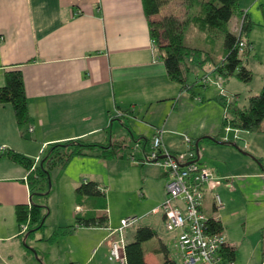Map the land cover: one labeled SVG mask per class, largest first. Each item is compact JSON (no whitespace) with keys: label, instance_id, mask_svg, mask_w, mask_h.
<instances>
[{"label":"crops","instance_id":"crops-1","mask_svg":"<svg viewBox=\"0 0 264 264\" xmlns=\"http://www.w3.org/2000/svg\"><path fill=\"white\" fill-rule=\"evenodd\" d=\"M244 14L252 22L248 42L253 50L247 63L252 82L255 70L263 72L262 88L244 90L249 99L264 87V0L240 1L235 33H240ZM215 56L221 60L222 51ZM210 67L205 66L207 70ZM11 68L22 71L30 124L20 128L13 107L0 104V149H5L4 155L0 154V264H115L109 259L111 244L117 239L114 232L130 217L138 222L125 230L128 243L135 241L141 227L156 233L143 244L146 264H163L166 254L183 264L178 233L168 232L163 214L154 212L166 200L167 178L154 164L150 165L158 172L151 177L146 171L150 172L149 164L140 162L157 131H162L165 148L174 154L190 149L187 138L194 143L207 140L198 143L199 163L222 180L231 181L218 189L224 206L216 215L228 245L236 251L234 264L248 245L263 262L264 133L239 134V139L246 141L245 153L221 140L226 129L218 85L211 93L213 83H198L203 72L195 65L192 91L183 90L169 78L151 34L146 0H0V88ZM211 77L221 80L223 87L227 85L228 95L240 97L235 91L239 86H231V79L237 84L238 79L225 82ZM197 84L204 97L195 93ZM207 93H211L208 101ZM121 132L124 136L119 137ZM73 140L103 145L123 141L128 147L122 158L80 157L64 171L54 170L52 178L58 188L51 199L60 216L52 221L50 231L45 220V228L25 236L16 210L30 203L28 172L5 154L15 151L38 161L49 146ZM136 142L144 145V151L134 153L139 163L130 160ZM207 150L224 157L221 161L208 159ZM148 181L158 192L147 188ZM88 182L97 183L104 191L108 188L105 202L78 196L77 189ZM114 191L122 194L119 204L123 201L127 208L132 207V215L117 214ZM102 210H108V227L80 225L50 242L57 229L74 225L76 214L82 212V217L90 218ZM48 212L44 214L51 216L52 209ZM204 212L208 217L215 215L211 195L205 199ZM170 243H174L180 262L173 259Z\"/></svg>","mask_w":264,"mask_h":264},{"label":"trees","instance_id":"trees-1","mask_svg":"<svg viewBox=\"0 0 264 264\" xmlns=\"http://www.w3.org/2000/svg\"><path fill=\"white\" fill-rule=\"evenodd\" d=\"M240 1L146 0L151 34L164 61L168 76L172 81L182 85L183 90L192 91L196 85L195 83L191 86L188 84L192 73V65L199 67L203 72L200 83L205 78H212L211 76L224 80L236 78L244 84L252 82L253 73L247 66L253 50L252 44L248 42L252 22L248 15L244 14L240 33L235 34L229 30L230 21L235 15H239ZM197 3L200 5L198 12L195 11ZM174 4L179 9L178 13L166 10ZM161 10H163V13L160 18H157L156 15H159ZM191 27L201 34L202 39L210 45L209 49L213 51L209 52L201 48L189 47L185 44ZM241 42H246L248 45V48L244 51L240 50ZM219 50L222 51V59L215 61L214 56ZM208 64L211 67L207 70L205 66ZM209 75L210 77H207ZM203 85L207 86L208 84ZM235 97L238 98V96ZM222 101L224 129L230 128L251 134L264 133V87L260 93L249 97L248 105L245 107L227 106L224 97H222ZM0 104H10L13 107L16 121L20 128L30 124L24 77L19 68H11L6 71L5 84L0 88ZM204 140L205 138L197 140L195 142L196 148H198V143ZM133 141L138 140L134 139ZM127 147L123 141H110L108 144L103 145L88 143L84 140H73L49 146L38 161L15 151L7 152L5 155L11 161L21 165L28 172L27 182L31 193L30 203L19 206L16 210L20 225H27L25 236H32L45 228V220L48 216L44 214V210L47 208L44 203H41V200L36 198L39 196L47 199L52 193L54 188L52 172L54 170L64 171L75 158L80 157L122 158V153ZM95 152H97V155ZM76 192L78 196L100 198L105 202V191L95 182L82 184ZM106 206L107 204L104 205V208ZM80 213L76 214L73 226L57 229L50 237V242L54 243L60 237L72 233L80 225L86 227L109 226L108 210H102V213L90 218L82 217ZM211 231L213 233L222 232L223 229L220 222L212 223ZM155 236L156 233L153 229L149 227L139 228L135 241L128 243L126 246L127 264H146L143 244L149 242ZM221 253L223 258L220 264H224V262L234 264L236 251L232 250L229 245ZM166 255L167 258H165L163 264H178L169 258L168 254ZM262 264H264V253Z\"/></svg>","mask_w":264,"mask_h":264},{"label":"built area","instance_id":"built-area-1","mask_svg":"<svg viewBox=\"0 0 264 264\" xmlns=\"http://www.w3.org/2000/svg\"><path fill=\"white\" fill-rule=\"evenodd\" d=\"M247 48L246 42H241L240 50L244 51ZM210 82L211 78H205L202 83ZM217 84H219L221 96L226 99V105H232L236 97L228 95L222 88L221 82ZM186 142L190 149L184 153L174 154L165 148L162 131H157L140 162L159 166L167 178L166 200L154 212L163 214L168 232L178 233L177 244L183 256V264H220L223 258L221 251L228 246V240L223 231L213 233L211 224L220 222L216 213H219L224 206L218 192L223 180L199 163L196 143L190 139ZM143 147L144 145L140 142L133 145V153L130 156L132 162L139 163L134 153L144 151ZM4 152L5 149L1 148L0 154ZM207 195L213 197L215 209L213 217H208L204 212ZM137 222L138 219L133 217L121 221L120 228L114 232L117 239L111 244L109 256L111 262L127 264L128 242L125 230ZM23 231H27V225L23 226Z\"/></svg>","mask_w":264,"mask_h":264},{"label":"rangeland","instance_id":"rangeland-1","mask_svg":"<svg viewBox=\"0 0 264 264\" xmlns=\"http://www.w3.org/2000/svg\"><path fill=\"white\" fill-rule=\"evenodd\" d=\"M167 11H172L173 13H178L179 12V9L177 8V6L174 4V5H172V6H170L169 8H167L166 9ZM200 10V5H199V3H197L196 4V7H195V11H199ZM238 19H239V16H238V14L237 15H235L233 18H232V20L230 21V23H229V30L232 32V33H235V25L239 22L238 21ZM239 28H240V26H239ZM238 29V28H237ZM236 34V33H235ZM203 37L201 36V34H199V33H197L196 32V30L193 28V27H191L190 29H189V32H188V34H187V38H186V40H185V44L186 45H188L189 47H193V48H201V49H209L210 48V45L208 44V43H206L205 42V40L204 39H202ZM205 42V43H204ZM214 58H215V61H218V59H217V57L216 56H214ZM255 60V59H254ZM209 65V64H208ZM197 70H199V69H197ZM259 70V69H258ZM200 71V70H199ZM254 81L251 83V86L250 87H248L247 85H245V84H242V83H240V82H238V84L236 83L237 81H235V79H231V86L232 87H235L236 85V87L235 88H237L238 86H239V90H236L235 89V91H237L239 94H240V97H239V99L238 100H240L239 101V103L237 102V98H236V102L237 103H233L232 105H237L238 104V107H240V108H242V107H245V106H247L248 105V99H247V92H245V91H249V88H253V89H260V87L263 85L262 84V82H261V79H262V75H263V72L261 73V72H258L257 70H255V72H254ZM207 77H210V75L209 76H207ZM230 80H225V82H229ZM219 82H221V80L220 81H216L215 79H212L211 78V82L209 83V84H211V83H213L211 86H210V90H211V93L215 90V88H217V85H219V84H217V83H219ZM189 83H190V85H191V83L193 84V83H196V72H194V73H191V75H190V78H189ZM198 83H200V82H198ZM226 84V83H225ZM198 86H196V88H195V93H197V96H201V97H204L203 96V89L201 88V86H199V84H197ZM221 86H222V88H226V90H228V88H227V85H225V87H223V85L221 84ZM262 88V87H261ZM225 90V91H226ZM245 90V91H244ZM240 91V92H239ZM188 93V92H187ZM211 93H207V95L208 96H206L207 98V101H208V97L209 96H211ZM220 93V92H219ZM244 93H246V94H244ZM220 97V96H219ZM229 117H230V115H229ZM118 126V125H117ZM118 128V127H117ZM122 134H124V132H121V134H119L120 136L119 137H121V136H124V135H122ZM239 134H241V132H239V131H237V130H234V129H230V131H228V128L223 132V134H222V136H223V138L221 139L223 142L225 141H230L232 144H235L238 148V151H240V152H242V153H245L246 151H247V148H246V141H245V143H244V141L243 140H240L239 138H240V136H239ZM243 136V135H242ZM116 137H118V135H117V133H116ZM237 137H238V139H237ZM188 139V138H187ZM186 139V140H187ZM88 142H90V141H93V140H91V139H88L87 140ZM187 143V142H186ZM188 144V143H187ZM189 146V145H188ZM204 148H205V145L203 144L202 145ZM188 148V147H187ZM186 148V149H187ZM190 148V147H189ZM188 151V149L186 150V152ZM126 153H128L127 151H126ZM205 154H206V156L208 157V159L209 158H211V159H214V158H216V159H218L219 161H221L222 159H223V157H224V155L223 154H217V153H209L208 152V150L205 152ZM125 160L126 161H128L126 158H125ZM149 164V166H147V167H151V163H148ZM146 171H148V173H149V175L151 176V177H153V176H156L157 175V172H158V169L157 168H155V167H151L150 168V172H149V169H146ZM146 175V174H145ZM148 175V174H147ZM149 175H148V177H149ZM52 180H53V178H52ZM218 182V181H217ZM223 182H225V183H227V182H231L229 179H224L222 182H221V185L220 186H222V184H223ZM53 183H54V180H53ZM146 186H147V188H152L153 189V191L154 192H158V189L155 187V184L154 183H152L151 181H148L147 183H146ZM57 188H58V186H57V182H56V180H55V184H54V188H53V191H52V193L54 194V192H56V190H57ZM220 188V187H219ZM218 188V189H219ZM54 189H56L55 191H54ZM106 191H108V188L106 187ZM105 191V192H106ZM109 192V191H108ZM50 194L48 197H47V199L46 198H44V197H39V196H37V198L36 199H39V200H41L42 202L41 203H44V205H46L47 207V214L49 213L48 212V210L49 211H51V209H52V215L50 216V214L48 215V217H47V219H46V226H47V229H49V231H50V229H51V225H52V221L54 220V219H56L57 218V216H60V214L59 213H61L60 211L58 212L57 211V207H56V205H54L53 203H52V196H53V194ZM220 194V193H219ZM121 196H122V194H120V192H116V191H114V198H115V201H116V205H114V207H116V212H117V214H123L124 215V217H127V216H130V215H132L131 213L133 212L132 210H131V208L129 207V208H127V206H126V204L124 205L123 204V201H122V204H119V202H120V199H121ZM220 196L222 197V199H223V201H224V197H223V195L222 194H220ZM110 207V206H109ZM45 212H46V210H44ZM111 216V215H110ZM169 250L173 253V259H175L177 262H180V259L176 256V253H177V251H176V248L174 247V243H170V248H169ZM163 254V253H162ZM163 256H164V254H163ZM162 261H163V258H162ZM262 263V258H260V255H259V253H257V254H255V253H253V246L252 245H248V246H246L244 249H243V251H242V255H241V257H237V262H236V264H261ZM226 264H228V263H226Z\"/></svg>","mask_w":264,"mask_h":264},{"label":"water","instance_id":"water-1","mask_svg":"<svg viewBox=\"0 0 264 264\" xmlns=\"http://www.w3.org/2000/svg\"><path fill=\"white\" fill-rule=\"evenodd\" d=\"M198 152H199V150H198V148H197V155H198Z\"/></svg>","mask_w":264,"mask_h":264}]
</instances>
